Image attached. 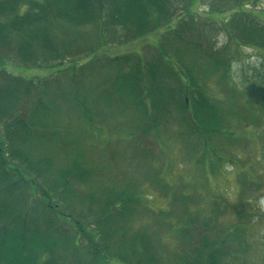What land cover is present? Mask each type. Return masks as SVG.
Wrapping results in <instances>:
<instances>
[{"label": "trees", "instance_id": "trees-1", "mask_svg": "<svg viewBox=\"0 0 264 264\" xmlns=\"http://www.w3.org/2000/svg\"><path fill=\"white\" fill-rule=\"evenodd\" d=\"M260 1L208 0L207 5L212 16L233 14L238 8L242 14L230 18L229 34L236 43L262 48L264 28L243 13L246 5ZM198 3L199 0H0V264H235L228 261L231 234L226 245L222 237L232 229L224 227L226 233L216 239L211 237L213 225L222 220V212L205 218L190 214V196L179 189L168 192L164 186H156L162 190L164 200L171 197L168 209L176 204L180 207L171 218L167 209L151 208L140 196L142 193H137L136 184H94L92 168L84 167L77 151L71 150L69 139L73 138L65 130L68 127L62 125L63 119L73 120L77 128L84 126L85 133L111 116L127 123L133 139L152 134L159 139L157 134L173 127L180 130L176 133L178 148L185 144L198 153L195 165L200 162L217 167L216 160L213 162L208 155L211 140L216 136L233 138V128L230 117L226 122L228 112L209 100L200 80L202 74L206 78L209 73H220L227 84L229 59L218 53L214 56L209 50L200 54V44L193 43L194 46L184 39L188 25L196 28L199 14L191 9ZM181 13L184 16L180 19ZM222 26L229 32L227 25ZM88 27H99L109 34L114 29L122 31L127 35L121 38L125 43L162 27L169 30L162 35L163 44L149 64L133 55L109 58L104 64L111 66L113 77L105 73L93 88L82 83L86 79L82 80L80 74L71 78L74 91L65 92L55 86H67L70 80L66 77L22 78L6 71L11 66L24 71L56 68L55 72L63 73L69 66H64L63 60L79 54L75 50L72 54L70 43L78 44L80 31ZM64 35L70 41L64 42ZM203 61L206 65L200 69ZM81 62H73L77 67L70 71L79 67L78 72L85 74L91 61L85 65ZM207 67L209 70L204 72ZM259 89L264 101V85ZM89 94L94 95V106L87 102ZM227 94L234 99V95ZM241 94H246L251 104L255 102L256 90L247 88ZM55 100L67 104L64 109L73 116L56 122L60 118L58 109L63 110L64 104ZM57 141H62L63 146ZM164 143L165 139L157 143L163 152ZM49 144L55 158L33 154V150L40 153L38 148ZM57 146L68 156L69 165L64 169L53 167ZM155 172L147 173L154 178L159 176ZM245 203L254 213L255 202ZM220 204L219 199H214L215 207ZM238 206H242L240 201ZM247 216L236 217L241 220ZM236 254L242 258V254Z\"/></svg>", "mask_w": 264, "mask_h": 264}, {"label": "rangeland", "instance_id": "rangeland-1", "mask_svg": "<svg viewBox=\"0 0 264 264\" xmlns=\"http://www.w3.org/2000/svg\"><path fill=\"white\" fill-rule=\"evenodd\" d=\"M207 2L208 0H199L197 5H193L192 12L197 11L199 14L197 25L196 28L188 25L189 32L184 30L185 36L183 37L192 45L200 44L198 45L201 50L200 54L202 51L209 50L214 56L218 53L221 58L229 59L227 84L220 78V73L214 75L209 73L206 78L202 74L203 78L200 80L202 90H205L209 100H214L217 106H222L223 110L228 112L226 122L230 117L229 123L233 128V138L227 136L231 139L225 140L216 136L211 140L212 147H210L211 152L209 151L208 155L213 162L216 160L217 167L204 165V163L201 165L200 162L199 166L195 165L198 160L195 156L198 153L194 154L185 144L181 145V149L178 148L177 137L179 135L176 133H179L180 130H175L173 127H167L157 134L156 137L159 139H155L153 134L149 138L138 136L133 139L134 137L128 132L130 129L128 130L124 120L120 121V118L113 117L114 119H112L111 116H108V118L105 117L103 123L96 124L98 128L90 130V132L86 130L83 133L84 126H81L80 123V127L77 128V123L73 120L63 119L68 115L73 116L65 111L64 107L67 104L55 100L57 104H64L63 110L58 109L57 115L60 118L56 122L63 119L62 125L68 127L65 130L73 138L69 139L71 140L69 147L71 150L77 151L84 167L92 168L95 175L94 182L92 181L94 184L99 182V184L112 183L120 186L126 183L136 184L137 193H142L140 196L145 197L151 208L155 211L167 209L171 218L180 207H177L176 204L173 208L168 209L167 202L171 197L164 200L161 195L162 190L156 186H164L163 190L167 188L168 192L179 189L178 192L190 196L192 201L190 204L193 205L189 210L190 214H201L205 218L217 216L222 212L223 216L220 217L222 220H218L217 224L213 225L211 237L216 239L217 236L226 233L224 227L232 229L226 236H222L225 244L228 242L227 236L231 234L229 236L231 242L228 246V261L233 260L235 264H264V258H261L264 252V101L259 89L264 85V47H254L252 44L243 45L232 39L230 35L232 29L228 25L232 15L242 14L237 10L238 8L233 14L228 12L212 16L209 14L211 9ZM244 10V14L250 15L258 25L264 28V0L257 4H248ZM178 11L180 10H177V14ZM181 16L183 17L184 14L179 15L178 18L181 19ZM222 25H227L229 32ZM168 30V27H162L148 36L125 43L121 38L127 35L122 31L114 29V32L109 34L106 30H100L99 27L95 29L88 27L80 31L77 38L78 44L76 41L70 43L72 54L75 50L80 55L69 56L63 60L64 66L69 65L64 68L63 73L55 72L56 68L24 71L22 68L14 69L11 66H7L6 71L13 76L22 78L66 77L70 80L67 86H62V84L55 86L65 92L74 91L71 78L80 74L83 75L82 80L86 79L87 84L85 81L82 83L93 88L105 73V76L113 77L111 66L107 67L104 64L109 58L133 55L142 59L143 63L149 64L151 58L158 55L157 48L163 44L161 37ZM60 40H62L61 36ZM66 41H70V38L64 35V42ZM178 45L182 47L181 43ZM91 50L94 52L88 54L89 51L92 52ZM84 54L88 55L85 57ZM80 56L82 57L79 61ZM188 59L193 60V55ZM89 61H91L90 66H87L85 74L78 72L79 67L76 68L77 71H70L74 66L73 62H81L85 65ZM198 64L197 68H199ZM205 65L203 61L200 64V69ZM209 68L207 67L204 72ZM72 80L74 81V79ZM77 88L80 86L78 85ZM247 88L256 90L253 104L249 102L246 94H241L245 93ZM233 89H237L239 92L233 91ZM227 91L232 96L234 95L233 100L229 98ZM93 96L89 94L87 101L92 106L96 103ZM218 100L220 101L218 102ZM227 101L230 103L227 104ZM59 113L62 114L59 115ZM164 139L165 152L161 151L160 144H157ZM57 142L63 146L62 141ZM57 148V159H54L56 166L53 167L64 169L69 165L68 156L63 154L64 150L61 146H57ZM38 149L40 153H37L36 149L33 150L34 155L54 157L52 145H45ZM142 154L146 155L145 158L142 157ZM231 160L234 162L233 164L230 163ZM204 162L206 161L204 160ZM155 169L159 176L150 177L147 172L151 175L152 172L155 174ZM214 199H219L221 204L215 207ZM239 201L242 206H238ZM246 201L255 202L254 213L246 203L243 204ZM224 207H229V209L223 210ZM235 210L239 211L235 214ZM250 213L251 215L248 217L247 215ZM238 214L243 216L245 214L247 217L239 220L236 217ZM236 252L242 254V258H239Z\"/></svg>", "mask_w": 264, "mask_h": 264}]
</instances>
